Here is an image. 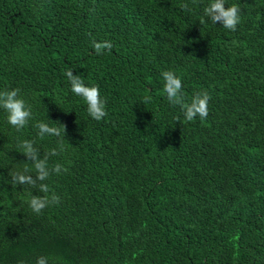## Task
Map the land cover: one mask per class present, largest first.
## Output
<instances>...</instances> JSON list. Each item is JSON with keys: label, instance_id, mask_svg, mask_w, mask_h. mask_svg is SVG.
<instances>
[{"label": "trees", "instance_id": "16d2710c", "mask_svg": "<svg viewBox=\"0 0 264 264\" xmlns=\"http://www.w3.org/2000/svg\"><path fill=\"white\" fill-rule=\"evenodd\" d=\"M0 264H264V0H0Z\"/></svg>", "mask_w": 264, "mask_h": 264}]
</instances>
